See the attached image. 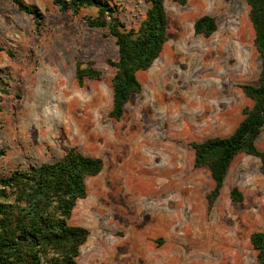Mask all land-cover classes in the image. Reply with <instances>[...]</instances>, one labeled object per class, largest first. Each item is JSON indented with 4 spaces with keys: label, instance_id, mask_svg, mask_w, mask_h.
Segmentation results:
<instances>
[{
    "label": "rangeland",
    "instance_id": "obj_1",
    "mask_svg": "<svg viewBox=\"0 0 264 264\" xmlns=\"http://www.w3.org/2000/svg\"><path fill=\"white\" fill-rule=\"evenodd\" d=\"M24 1L42 11L41 25L12 0H0V175L53 162L73 146L103 159L70 218L90 232L79 264H256L250 238L264 231L260 159L239 153L209 207L213 180L207 166H195L192 147L231 134L253 104L241 85L258 84L262 59L247 3L165 0L168 40L138 72L142 89L115 120L109 60L118 47L107 30L88 25L97 10ZM109 2L128 28L148 6ZM204 14L218 23L210 36L194 32ZM79 61L101 77L79 84ZM256 144L264 150V129ZM234 187L242 199L230 197Z\"/></svg>",
    "mask_w": 264,
    "mask_h": 264
},
{
    "label": "trees",
    "instance_id": "obj_2",
    "mask_svg": "<svg viewBox=\"0 0 264 264\" xmlns=\"http://www.w3.org/2000/svg\"><path fill=\"white\" fill-rule=\"evenodd\" d=\"M32 15L37 26L44 20L42 11L24 0H12ZM60 10L78 12L93 7L96 15L87 16L89 26L107 30L115 39L118 57L110 59L115 73L112 79L113 105L109 116L121 119L131 95L142 89L137 74L147 70L161 54L169 33L165 0H146L147 9L137 27L128 28L120 21L109 0H52ZM185 4L188 0H173ZM255 30V45L262 59L258 84H243L244 94L252 106L243 108V119L227 136H213L193 142L195 166H207L213 187L207 194L212 207L220 195L226 174L234 158L242 152L260 159L264 176V150L256 140L264 129V0H244ZM218 28L214 16L204 14L194 22V32L210 36ZM76 79L100 78L101 70L93 64L76 63ZM1 79V78H0ZM103 159L84 154L76 146L53 162L31 165L0 175V264H79L80 247L89 229L70 223L79 199L87 196V179L103 169ZM237 187L230 191L234 200L242 199ZM257 251L256 264H264V231L251 234Z\"/></svg>",
    "mask_w": 264,
    "mask_h": 264
}]
</instances>
